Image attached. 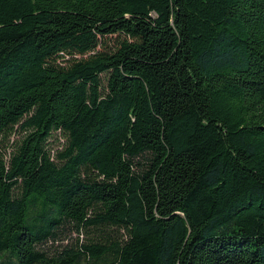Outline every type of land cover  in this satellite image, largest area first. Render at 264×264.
Listing matches in <instances>:
<instances>
[{
    "label": "trees",
    "instance_id": "trees-1",
    "mask_svg": "<svg viewBox=\"0 0 264 264\" xmlns=\"http://www.w3.org/2000/svg\"><path fill=\"white\" fill-rule=\"evenodd\" d=\"M0 264H264V0H0Z\"/></svg>",
    "mask_w": 264,
    "mask_h": 264
},
{
    "label": "rangeland",
    "instance_id": "rangeland-1",
    "mask_svg": "<svg viewBox=\"0 0 264 264\" xmlns=\"http://www.w3.org/2000/svg\"><path fill=\"white\" fill-rule=\"evenodd\" d=\"M14 136H15V135H12L11 140H12V138H13ZM52 145H53V148H58V147H59V144L56 143V142H53ZM73 236H75V234H73Z\"/></svg>",
    "mask_w": 264,
    "mask_h": 264
}]
</instances>
